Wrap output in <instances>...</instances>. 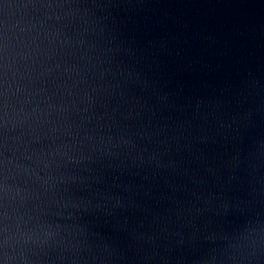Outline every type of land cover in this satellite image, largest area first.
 Listing matches in <instances>:
<instances>
[{"label": "water", "instance_id": "water-1", "mask_svg": "<svg viewBox=\"0 0 264 264\" xmlns=\"http://www.w3.org/2000/svg\"><path fill=\"white\" fill-rule=\"evenodd\" d=\"M0 264H264V0H0Z\"/></svg>", "mask_w": 264, "mask_h": 264}]
</instances>
